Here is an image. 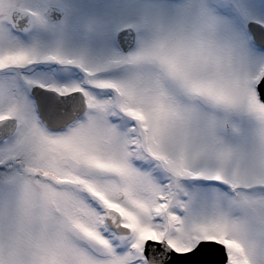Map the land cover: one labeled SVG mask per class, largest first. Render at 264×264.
Segmentation results:
<instances>
[{"label": "snow or ice", "instance_id": "obj_1", "mask_svg": "<svg viewBox=\"0 0 264 264\" xmlns=\"http://www.w3.org/2000/svg\"><path fill=\"white\" fill-rule=\"evenodd\" d=\"M0 264H264V0H0Z\"/></svg>", "mask_w": 264, "mask_h": 264}]
</instances>
